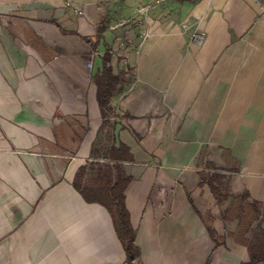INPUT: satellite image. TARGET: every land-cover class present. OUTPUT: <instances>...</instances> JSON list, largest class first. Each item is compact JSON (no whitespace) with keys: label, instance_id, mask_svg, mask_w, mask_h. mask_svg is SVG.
<instances>
[{"label":"crops","instance_id":"0c3cea01","mask_svg":"<svg viewBox=\"0 0 264 264\" xmlns=\"http://www.w3.org/2000/svg\"><path fill=\"white\" fill-rule=\"evenodd\" d=\"M145 3L0 0V264H128L79 190L117 176L119 143L139 264H262L244 241L264 230V0ZM106 52L121 78L102 114ZM202 172L226 175L225 201Z\"/></svg>","mask_w":264,"mask_h":264},{"label":"trees","instance_id":"16d2710c","mask_svg":"<svg viewBox=\"0 0 264 264\" xmlns=\"http://www.w3.org/2000/svg\"><path fill=\"white\" fill-rule=\"evenodd\" d=\"M102 63L101 73L95 75L93 79L97 87V101L101 113L103 114L104 109H110L109 101L113 96L116 85L120 82L121 75L113 73L108 52L103 54ZM107 157L112 161V166L117 172V176L110 181L111 183H105V176H96L93 180L99 182L100 187L91 188L84 185L82 189L79 188L78 183L81 182L87 174V167H91V169L95 171V163H90L89 166L85 165L78 169L75 175L74 185L79 188L81 195L86 201L97 202L107 209L111 215L116 234L125 249L127 263L139 264V249L134 243L135 231L131 226L129 212L124 203V190L131 178L125 176L120 165L123 161H131L132 158L129 149L121 143L117 146L112 145L109 148ZM201 176L203 182L208 185L211 193L218 202L222 203L230 196L226 175L217 172H202ZM249 206L256 214L264 217V205L262 208L259 204H250ZM226 211L228 212V208L223 214H227ZM240 211L241 213H246L245 207L241 205ZM123 230H126L125 235L119 236ZM244 243H246L249 252L250 263L264 264V230L260 225H256L252 231L250 240H246Z\"/></svg>","mask_w":264,"mask_h":264},{"label":"built area","instance_id":"2783aa9c","mask_svg":"<svg viewBox=\"0 0 264 264\" xmlns=\"http://www.w3.org/2000/svg\"><path fill=\"white\" fill-rule=\"evenodd\" d=\"M167 2V0H146V3L139 8L140 12H145L150 6L161 5ZM193 40L200 44L203 41V34H195Z\"/></svg>","mask_w":264,"mask_h":264},{"label":"rangeland","instance_id":"374dc122","mask_svg":"<svg viewBox=\"0 0 264 264\" xmlns=\"http://www.w3.org/2000/svg\"><path fill=\"white\" fill-rule=\"evenodd\" d=\"M113 173H115V172H113ZM113 178V177H112ZM115 233H116V231H115ZM125 233H126V230H123L121 233H120V235L119 236H121V235H125ZM118 237V236H117Z\"/></svg>","mask_w":264,"mask_h":264}]
</instances>
